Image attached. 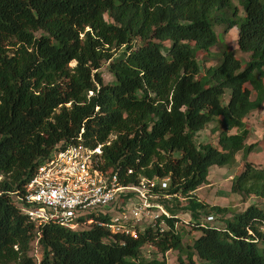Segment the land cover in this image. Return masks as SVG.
Listing matches in <instances>:
<instances>
[{
  "label": "trees",
  "instance_id": "obj_1",
  "mask_svg": "<svg viewBox=\"0 0 264 264\" xmlns=\"http://www.w3.org/2000/svg\"><path fill=\"white\" fill-rule=\"evenodd\" d=\"M241 2L244 16L233 0H0V264H168L173 251L177 264H264V209L253 204L230 219L196 194L212 167L243 152L231 191L264 199V167L247 161L258 144L247 145L245 123L264 106V0ZM218 27L238 29L245 65L224 50L203 71L198 56L212 55ZM212 123L218 145L197 144ZM77 144L102 146V168L125 184L169 178L171 218L136 240L97 225L32 221L17 197L44 161ZM183 214L199 233L192 246ZM213 214L225 227L202 220Z\"/></svg>",
  "mask_w": 264,
  "mask_h": 264
},
{
  "label": "built area",
  "instance_id": "obj_2",
  "mask_svg": "<svg viewBox=\"0 0 264 264\" xmlns=\"http://www.w3.org/2000/svg\"><path fill=\"white\" fill-rule=\"evenodd\" d=\"M102 164V146L58 150L37 168L26 194L17 197L21 211L39 226L77 231L97 225L134 240L159 222L163 227L171 218L165 204L170 197L163 195L170 179L140 177L136 184H125L118 172L104 170Z\"/></svg>",
  "mask_w": 264,
  "mask_h": 264
},
{
  "label": "rangeland",
  "instance_id": "obj_3",
  "mask_svg": "<svg viewBox=\"0 0 264 264\" xmlns=\"http://www.w3.org/2000/svg\"><path fill=\"white\" fill-rule=\"evenodd\" d=\"M233 4L239 10V14L244 16V10L241 0H233ZM219 34V42L217 46L211 49L212 55L200 54L198 56L199 63L202 66L203 71L209 67L215 66L220 60L221 52L224 50L233 52L236 57L245 65L249 59L250 54L243 53L238 47V29L234 28L228 33L224 32L223 27L217 28ZM122 50L117 53L116 58L122 54ZM108 63H104L101 71L103 72L105 82H111L113 80L112 74L108 70ZM255 98V95L253 96ZM228 100V98L226 99ZM246 127L250 131L247 145L258 144L256 149L248 156L247 161L258 167H264V106L254 112H252L245 120ZM218 127V123H212L208 125L205 130L198 134L196 138L197 144H212L218 145L219 133H215L214 130ZM235 131H233L234 133ZM243 152H240L236 157V162L233 165L218 167L214 166L210 170L208 178V184L202 186L197 192L198 198L209 207L218 206L221 208H227L229 214L226 218H232L234 215L242 213L250 205H258L264 209V199L252 197L244 198L238 194H234L231 191L232 180L238 176L244 169L245 162L243 159ZM214 215V214H213ZM216 218L213 222L215 226L219 228L225 227L224 221L220 216L214 215ZM207 216H203L202 220H207ZM182 220L185 222L180 224L179 227L183 228V241L184 246H192L195 238L199 236L198 231L190 223L191 216L189 214H183ZM154 248L147 246L144 249L145 255L154 256ZM42 248L38 243L33 242L31 247L30 256L39 262L42 257ZM178 252H168L165 256L168 264H177ZM159 259H162V255H158ZM197 264H201L199 258H196Z\"/></svg>",
  "mask_w": 264,
  "mask_h": 264
}]
</instances>
